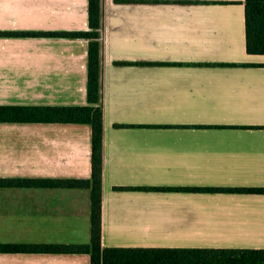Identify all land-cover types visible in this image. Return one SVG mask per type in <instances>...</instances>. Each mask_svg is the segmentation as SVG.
Segmentation results:
<instances>
[{
	"label": "crops",
	"instance_id": "1",
	"mask_svg": "<svg viewBox=\"0 0 264 264\" xmlns=\"http://www.w3.org/2000/svg\"><path fill=\"white\" fill-rule=\"evenodd\" d=\"M87 0H0L1 30H87ZM103 246L264 247V54L244 0H100ZM83 37L0 36V104L83 105ZM87 123L0 121V176L89 177ZM121 186L122 188H116ZM89 188L0 187V242L88 243ZM0 264H89L0 252Z\"/></svg>",
	"mask_w": 264,
	"mask_h": 264
},
{
	"label": "trees",
	"instance_id": "2",
	"mask_svg": "<svg viewBox=\"0 0 264 264\" xmlns=\"http://www.w3.org/2000/svg\"><path fill=\"white\" fill-rule=\"evenodd\" d=\"M87 30H1L0 36L83 37L87 45L86 100L83 105L0 104V121L87 123L89 177L0 176V187L89 188L88 243L0 242V252L88 253L89 264H264V247L103 246L101 177L103 109L100 95V0H87ZM245 50L264 54V0H244ZM116 188H122L116 186ZM193 190L264 193V187H193Z\"/></svg>",
	"mask_w": 264,
	"mask_h": 264
}]
</instances>
